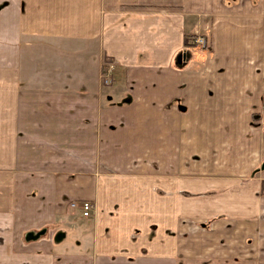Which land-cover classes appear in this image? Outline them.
Wrapping results in <instances>:
<instances>
[{
  "label": "crops",
  "instance_id": "obj_1",
  "mask_svg": "<svg viewBox=\"0 0 264 264\" xmlns=\"http://www.w3.org/2000/svg\"><path fill=\"white\" fill-rule=\"evenodd\" d=\"M263 160L264 0H0V264H264Z\"/></svg>",
  "mask_w": 264,
  "mask_h": 264
},
{
  "label": "built area",
  "instance_id": "obj_2",
  "mask_svg": "<svg viewBox=\"0 0 264 264\" xmlns=\"http://www.w3.org/2000/svg\"><path fill=\"white\" fill-rule=\"evenodd\" d=\"M189 41L191 44H194L202 48L208 47L207 37L203 34H194L190 37ZM114 69H115L114 61L106 60L103 62L102 71H101V78H102L103 84L109 85L112 83ZM72 205L77 206V203H72ZM81 206L83 209V214L85 216H89L93 208V203L89 200H84L81 203Z\"/></svg>",
  "mask_w": 264,
  "mask_h": 264
},
{
  "label": "water",
  "instance_id": "obj_3",
  "mask_svg": "<svg viewBox=\"0 0 264 264\" xmlns=\"http://www.w3.org/2000/svg\"><path fill=\"white\" fill-rule=\"evenodd\" d=\"M261 169L264 170V160H263V162H262V164H261Z\"/></svg>",
  "mask_w": 264,
  "mask_h": 264
}]
</instances>
